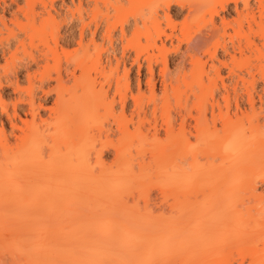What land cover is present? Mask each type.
I'll return each instance as SVG.
<instances>
[{"label": "rangeland", "instance_id": "374dc122", "mask_svg": "<svg viewBox=\"0 0 264 264\" xmlns=\"http://www.w3.org/2000/svg\"><path fill=\"white\" fill-rule=\"evenodd\" d=\"M25 1L17 0L16 5L12 4L11 7L3 9L7 4H10V0H0V17H2L0 20H4L5 17L3 22L7 24H0V132L3 133V135L0 133L2 137H0V145L2 144L0 146V157H2V150L6 147L12 149L13 145V149L19 146L21 144L20 140L25 137L26 133L28 134L29 128L26 129V127L28 122L31 123V111L33 110L29 109L32 108L31 103H33V111H36L34 113H37H33L34 116L36 115L35 123L41 124L39 126L36 123L38 130L42 133L45 128L46 131H43V137L44 135L49 136H45L48 140L44 137L45 143L44 146L42 145V153L44 154H42V158L46 160L48 157L50 158L49 155L53 156L50 153L49 146L55 147L57 135H54L53 130L55 128H53L51 122L53 123L55 121L53 119L57 117L55 116L57 113L54 114V108H56V111L58 109L55 101L61 95L63 98V94L59 91L60 94L57 97V90L63 88V84L61 89L57 87L60 85L59 82L57 83V73H59L61 79L68 81L64 83V101L69 98L71 100L68 102L73 103L71 106H76L74 100H78L75 102L79 104V109L74 107L76 113L74 108L70 110V107L64 106L68 114L71 111L73 114H77L79 110H85V104L96 103V109L94 108V113L92 112L93 120L91 123L92 118L89 119V122L86 120L88 123L82 125L83 131L77 126L80 125V123L77 124V120H79V118L76 119L77 116L72 117V113L70 116L65 114L68 118H72L71 121H68L69 119L64 116L67 120L64 121L71 124L69 126L66 124V129L70 130L68 131L70 134L74 132L73 136L76 138L73 137V140L68 142L70 144H64L65 142H63V147H61L63 152L72 151L70 158L73 162L77 160L78 157L74 152L76 147L74 146H76V141L81 137V134L82 136L87 135L88 141L83 146L84 149L81 150L90 154V156H88V153L86 155V157L88 156L87 159L89 158L87 160L89 170H93L98 175L101 168L96 166V156L94 157V154L97 153L95 152L98 149L101 150L99 153V155L102 154L100 159L106 167L114 161L116 153L111 145L108 144L106 147V144H103L102 148L100 147L101 144L103 142L108 143V141L115 144L120 137L119 134L124 129L131 134L134 133L135 126L141 119L143 123L140 124L142 126H139V124L138 126L139 132H141L140 138H143H137L141 140L142 146L139 147L138 140L134 139L137 141L129 144L126 160L131 167V171L136 174L139 172V168H143L144 177L142 182L145 180V185L141 182L136 183L126 194L114 199V204L122 203L131 207L137 206L140 210L146 207L152 214L160 211L170 213V209L174 208L177 219L180 220L178 232L181 233L183 229L187 230L189 236L186 241L184 240V243L191 246L185 247L182 244L184 247H180L181 244H179L177 247L180 251L179 257L172 264H181V259L197 261L198 264H220L216 261L224 254V246L222 245L224 225L220 226L219 223L218 225L215 222L218 220L216 219L218 213L223 210L222 208H227L230 205H232L230 207L237 206L239 208L241 204L238 203L245 198L244 194L248 195L247 193L253 191L264 194V177L261 176L264 175V58L260 57L255 50L256 48L261 50L263 52H260L262 53L261 56L264 55V48H262V46L264 47V39H262L264 38V28L261 27L262 20L260 21L263 14L259 15L261 13H259L260 7L264 8V0H235L238 2V5L236 4L237 11L241 12L238 14L240 17L234 12V0H232L233 3L230 2L226 6V0L223 2L222 0H33L34 5L30 3L33 13L30 12V7L28 10L23 9L24 12L21 10L20 12L16 7L26 9L28 3ZM168 1L172 3L169 10L171 19L165 18L164 15L166 12L164 7ZM28 2L30 1L28 0ZM40 2L46 5V9L42 6L44 4H40ZM246 2L248 3V10L243 7ZM222 5L227 8L222 10ZM2 10H4L3 14ZM25 11H29L31 16L29 17V12L26 14ZM40 11L42 12L41 15ZM46 11L48 12L46 13ZM13 12L15 13L13 14ZM24 14L26 18H24ZM248 15H251V17ZM17 16L19 19L16 18ZM210 16H212L214 26L219 30L217 38H215L218 45L216 50L217 61H212L207 54L201 55L200 62L203 65L201 63L200 72L202 74L199 72L200 78L197 79V72L193 73L191 71L193 69L191 60L185 54L184 33L185 29L189 27L194 29L197 24L200 27L206 22L205 24L209 26ZM252 16L254 21L251 19ZM13 17L17 19L18 23H15L16 19L12 20ZM28 19L30 23L26 24ZM18 20H21L20 27L18 26L20 23ZM24 21L25 23H23ZM33 21L37 26L35 27L36 30L32 32ZM154 22H158L156 23L157 26ZM40 23L45 28L42 29ZM23 24L30 27V32L21 29L29 28L26 25V27L23 26ZM3 25L13 30L18 26L19 28L17 27L18 29L16 28L17 31L15 32L19 34H12L14 36H11L12 30L9 29V33L8 27L6 28ZM49 27H51L50 30ZM95 28L96 32H94ZM155 28H157V31L172 32L174 38L176 37L171 43L166 41L164 37H161L160 41H156L157 46H161V41H163L164 46H166L164 52H167V71L165 75L167 74L166 90L168 92L166 91L165 97L162 94L161 73H163L162 69L164 68L160 59L162 54L157 49L144 48L149 44L147 38H145V33L153 32L152 35L155 36L154 33L157 32H154ZM106 31L111 34H106ZM238 31L244 36L233 37ZM15 32L13 31V33ZM34 32L37 33L35 34L37 38L34 37L33 40L31 36ZM38 32L43 36H38ZM231 35L233 37L232 42L234 41L236 47L240 45L244 49L247 44H250L248 42L252 41L251 44L254 42L256 48L254 49V46H251V48L253 47L252 51L245 48L243 53L239 54L236 48L232 50ZM107 36H110V38L108 39ZM245 37L249 38L246 40ZM248 39L250 40L248 41ZM22 41L24 46H21ZM224 45L228 48V54L222 49ZM211 50L213 51L212 48ZM31 56L35 58V63L29 59L32 58ZM149 56L152 58H149ZM231 56H234L236 60L234 63ZM147 57L153 63L152 76L148 73ZM135 60L137 64H135ZM153 60L158 62L155 63ZM181 60L184 61L185 70L181 68ZM218 62L225 63V66ZM138 65L140 66V73H138ZM212 65L217 67L219 77L215 76ZM95 68L97 69L96 72ZM44 69H47V72ZM40 70L45 71L43 75L48 76L49 80L42 77V71ZM81 70L89 76H85ZM100 72H103V75L107 74L106 77L108 76L109 79L105 80L109 82L103 80V75ZM27 75H30V77ZM79 77L83 78L85 85L81 83L83 81L78 79ZM90 77L94 80V83L90 82L91 79L89 81ZM76 79L81 80L80 83L85 87L82 88L81 84L76 82ZM148 79H151V83H154L149 87ZM124 81L127 82L126 85ZM116 82L121 83H117L120 86L119 89H117ZM87 83L89 86L92 84L95 86L92 85L93 88L91 89ZM100 87L103 88L99 89ZM87 88L91 91L86 90ZM151 88L155 95L153 100L150 92ZM98 90L103 91L102 94ZM93 91L102 95V99H100L102 102L99 97L96 98L97 102L94 101V97L97 95L95 96ZM105 91L106 93L103 94ZM121 91L126 94V98L120 102L122 99L119 98V92ZM177 95H179L178 99ZM136 96L140 103L136 102L138 100L135 98ZM123 102L125 104L124 110L122 109ZM84 110L77 115L83 114ZM121 114L125 118L123 120H126L123 123L119 122ZM25 120L29 121L26 122ZM42 121L50 122L43 123ZM94 121L98 123H94ZM182 122L184 123L183 128L180 126L183 125ZM86 129L89 130L86 131ZM77 130L82 132L77 133ZM200 136H202L203 142L198 144L196 139ZM237 137L240 138L241 145H232L236 149H228L226 141L235 140ZM187 141L191 146L187 144ZM196 143L198 147H196ZM193 145L195 146L193 147ZM87 146L88 148L85 149ZM166 155H169V157H166ZM164 158L166 161H163ZM255 164H259V167L253 170ZM94 173L93 175H95ZM171 176L175 177L170 179V181L175 179L172 185L171 183L167 184L169 182L167 179ZM136 185H143L144 187L141 188ZM244 201V203H247V199ZM226 202L229 206H226ZM237 204L240 206L238 207ZM183 208L186 211L189 208V213H185L187 216L181 214ZM182 220L186 221L185 223L188 222V224H184ZM233 256L232 261H235L234 264H241L242 261L243 264H248L251 261L247 255H244L247 256L244 258L245 260H242L243 258L241 259L235 253ZM236 260L239 262L237 263Z\"/></svg>", "mask_w": 264, "mask_h": 264}, {"label": "bare ground", "instance_id": "6f19581e", "mask_svg": "<svg viewBox=\"0 0 264 264\" xmlns=\"http://www.w3.org/2000/svg\"><path fill=\"white\" fill-rule=\"evenodd\" d=\"M29 1L30 2H28V0L25 1L29 4V5L27 4L28 7L26 9L24 7H21V9H19L20 7L18 5H17L18 7H16V9L19 11L20 10L22 11L23 9L28 10L30 7V3H32V2L34 3V1H36V0H34V1L29 0ZM171 1L166 2L165 7H164L166 9V12L164 15L166 16L165 18H167V19H171L169 16V15H171V14H169L170 5H172ZM173 1H175V0H173ZM223 1L224 0H222V2ZM236 1L234 0L233 1L234 3H233L232 0H226L225 6L228 3L232 2L235 5L234 12H236V15L240 17V15H238V14H240L241 12L239 13V10L237 11L238 7L236 6V4L238 2H236ZM33 3H32V5H34ZM42 3L40 2V4H42ZM12 4L16 5L17 0H10V4L9 5L7 4L3 9L11 7ZM42 6L45 7L46 5L44 4ZM222 6H220V7H222ZM225 6L222 7V10H225L227 8ZM243 7L245 10H248V3L247 2L244 3ZM223 8H225V9H223ZM30 9H31L30 12L33 13V8L30 7ZM44 9H46V7ZM93 9H96V8H93ZM3 11L4 10H2V14L4 13ZM22 12H24V11H22ZM28 12L29 11H27L26 14ZM30 12L28 13L29 17L31 16ZM47 12L48 11H46V13ZM214 12H213V14H214ZM250 12H251V10H250ZM14 13L15 12H13V14ZM242 13H243V11H242ZM247 13H248V11H247ZM259 13H260L259 15L263 14V16L261 15V17H260V21L262 20L263 23H261V24L263 26L261 25V27L264 28V8L263 7H260ZM37 14H39V13H37ZM41 14H42V12L40 13V15ZM213 14H212V16H213ZM47 15L49 16V14H47ZM215 15H216V13H215ZM217 15H218V13H217ZM1 16H3V15H1ZM22 16H23V14H22ZM212 16H210L211 17L210 21L207 20L211 26L210 25L207 26V24H205L206 22L203 23L202 26H200V27H198V24H197V26L194 29L190 28L188 26L189 28L185 29V33H184L185 36L183 35L185 37V39H184L185 40V54H186V57H188L191 60L192 68H193L191 71H193V73L197 72L196 73L197 79L200 78L199 72H200L202 65H203V63L200 62V60H201L200 56L207 54V55H209V57L212 61L216 60V54H217L216 50H217L218 45H217V41H215V38H217V34H218L219 30L217 29V27L214 26ZM248 16L251 17V15H248ZM253 16L251 18L252 21H254ZM0 18L2 19V17H0ZM16 18H18V16ZM16 18L13 17L12 20L14 21V19H16ZM24 18H26V15L24 16ZM21 20L20 21L18 20L20 22L18 25L19 27L21 24ZM30 20H31V18H30ZM30 20L28 19L26 24H29ZM1 21L2 22L5 21V17H4V20H0V22ZM25 21L23 23H25ZM34 21H36V20H34ZM34 21L32 24V26L34 28L31 27L32 32L36 30L35 27L37 26V25H35ZM31 22H32V20H31ZM15 23H18L17 19H16ZM156 23H158V22H156ZM156 23H155V25H156ZM198 23H199V21H198ZM0 24L1 25L6 24V22L0 23ZM26 24H23V26H25ZM53 24H54V22H53ZM6 25H3V26H6ZM12 25H14V23H12ZM39 25L42 29L45 28L44 25H42L41 23ZM136 25H137V23L135 24V26ZM84 26H86V25H84ZM171 26H172V24H171ZM7 27L8 26H6V28ZM27 27H29V26H27ZM208 27H210V28H208ZM50 28L51 27H49V30H50ZM83 28H82V30H83ZM96 28H95L94 32H96ZM158 28H159V26H158ZM9 29L12 30L11 33H10ZM15 29L13 30L9 27L7 28V30H9V33L11 34V36H14L12 34L17 33V32H15V31H17ZM21 29L29 30V32H30V27L27 29L26 28H21ZM110 29H112V28H110ZM110 29H107V30H110ZM13 31L15 33H13ZM155 31H157V28L154 29V32ZM36 32H34V34L32 35L33 37L31 36V38H33V40H34V37L37 38V36L35 35V34H37ZM82 32H81V34H82ZM238 32H237V34H234L235 36H233V37L237 38V37L244 36L240 32L239 33ZM107 33L111 34V33L106 31V34ZM152 33L151 32L145 33L146 34L145 38H147V40H148L147 42L149 44L144 46V48L145 47H146V49L147 48H152V49L154 48V49H157L158 52L162 54L160 57L162 65L164 66V68L162 69L163 73H161L162 84H163L162 94L165 97L166 91H167L166 90V88H167V86H166L167 85V81H166L167 74L165 75V72L167 71V69H166L167 52H164V51H166V46H164L163 41H161V44H160L161 46H157L156 41L157 40L160 41L161 37H164L166 41H170V43H171L173 41V39H175L176 37L174 38V34L172 32L167 33L165 31L159 30V31L154 33L155 36H153ZM17 34H19V33H17ZM38 36L42 37L43 34H40L38 32ZM92 36L94 37L93 33H92ZM53 37H54V34H53ZM233 37H232V35L230 36L231 42H232ZM107 38L109 39L110 36H107ZM247 38H249V37H247ZM247 38H246V40H247ZM262 39H264V38H262ZM213 40H214V42H212ZM249 40L250 39H248V41ZM22 42H20V43H22ZM233 42L231 44V46L233 48L232 50H234V48H236V50L239 54H242L243 50L245 48L251 49V51L253 49V47L251 48V46H254V49L256 48L254 42L252 43L253 45L251 44L252 41L248 42L250 44H247V42H246L247 46L245 48L243 47L244 49H242V47L240 45H238L236 47ZM20 43H19V45H20ZM93 43H94V41H93ZM23 44H24V42L21 44V46ZM22 48H24V47H22ZM211 48L213 49V51L211 50ZM262 48H264V47L262 46ZM222 49L224 50L225 53L228 54V48L225 45L222 47ZM142 50H143V48H142ZM255 50L260 55V57L264 58V55L261 56V54L263 53L261 50H259L257 48ZM260 52H262V53H260ZM158 56H160V55H158ZM150 57L151 56H149V58ZM32 58H29V59L34 61L35 58L34 57H32ZM149 58L146 60H147L148 73L151 75L153 72L152 71L153 70V67H152L153 63H152V61L149 60ZM231 58H232L233 63H234L236 61L234 56H231ZM160 59H159V61H160ZM263 61H264V59H263ZM134 62H135V64H137L136 60ZM156 62H158V61H156ZM34 63H35V61H34ZM181 63H182L181 68L185 70V68H184L185 66L183 65L184 61L181 60ZM201 63H202V65H201ZM218 63H220V62H218ZM96 64H98V63H96ZM199 64L201 65V67ZM220 64H222V66L223 65L225 66V63H220ZM212 67H214L213 72H214L215 76L219 77V71H218L217 67H215L213 65H212ZM83 69H85V68H83ZM139 69H140V66L138 67V73H140ZM44 70H46V72H47V69H44ZM96 70L97 69L95 68V72H96ZM40 71H42V70H40ZM88 71H90V70H88ZM102 73L100 72V74H102ZM12 74H13V72H12ZM41 74H42V77H45L43 75V74H45V71H42ZM57 74H58L57 75V83L58 82L60 83V85L57 87L58 88L60 87V89H61L62 84H63V88L61 89L62 91L57 90V92L59 91L61 94H63V98L61 97L62 95L60 96V98L58 97V95L60 94L58 92V94H57L58 99L55 102H56L59 110L57 109V111H56V108H54L55 109L54 114L57 113V115H55L57 117H56V119H53V120H55V121H53V123L51 122V124H53V128H55V130H53V132H54V135H57V137H56L57 139L55 138V136L53 134H52V136H54L55 141H57L56 142L57 144L55 143L56 144L55 147L54 146L52 147V145L49 146L50 151H51V152L50 151L49 152L52 153L53 156L49 155V153H48V155L50 156V158L48 157L49 159L47 158L48 160L47 159L45 160V158L44 159L42 158V154H44V153H42V150H43L42 145L45 143V138L49 137V136L44 135V137L45 136L46 137L45 138L43 137V134H44L43 131L44 132L46 131L45 128L43 129L42 133H40L41 131L38 130L39 129L37 126L38 123L37 122H36L37 124L35 123V116L36 115L34 116V114H37V113H34L36 111H33L34 110L33 103H31L32 108H29V109H31V110L33 109V110L31 111V113H32V116H31L32 119L30 118L31 123L28 122L27 127H26V129L29 128L28 134L26 133L25 137H23L24 135L23 136L21 135L23 138L20 140L21 144H19V146H16L13 149V147H14V145H13V147L11 146L12 149L6 147L4 150H2L3 151L2 157H0V264H172L179 257L180 251H178V248H177L179 246V244H181L180 247L183 246L182 244H184L185 247L191 246L190 244L186 245L184 243V240L186 241L187 240L186 238H188V236H189V235H187L188 234L187 230L183 229V231L181 230V233L178 232L179 231L178 226L180 225V220L177 219L176 212L174 211V208L170 209L171 211L169 210L170 213L160 211V212H157L156 214H152V212H150V210L148 211L146 209V207L143 210H140V208H138L137 206L131 207V206H126L122 203L117 204V205L114 204V199H116L118 196L120 197L121 195L126 194L130 189L133 188V186L136 183L141 182V183H144L143 185H145V180L142 182L143 177H144L143 176L144 173L142 171L143 168H139V172L136 174L133 171H131V169H130L131 167L129 166L128 161L126 160V152H127V148L129 147L130 143L132 144L133 141L138 140L137 144L138 145L140 144L139 147L142 146L141 140H139L137 138V137L140 138V136H141V132H139V130H140L139 126L141 125L140 123H143V122H141L142 120L139 119V122H138L139 126L136 123L137 127L135 126L136 130L134 129V133L131 134L128 130H125L120 125V127L123 128L124 130H122L121 134H119L120 137L117 139L115 144L113 142H109V141H108V143L103 142L101 144L100 147H102V148H103V144H106V147L109 144V145H111V147H113V150L116 151L114 161L109 166L106 167L104 165L103 161L100 159L102 154L99 155V153L101 150L100 151H99V149H98V151L95 150V151H97V152H95L97 154L96 155L94 154V157L96 156V158H95L96 159L95 160L96 166H99L101 168L98 175L95 174L93 172V170L92 171L89 170L90 167H89L88 161H87L89 158L87 159V157L90 156V154L86 151L83 152L81 150V149H84L83 146L86 144V141H88L87 135L82 136V134H81V137L76 141V144H75L76 146H74V147H76V149L74 152L78 158L74 162L70 158L72 155L71 149H70L71 152H68V151L63 152V149L61 148V147H63V142H65L64 144H66V143L70 144L68 142L73 140L72 138L74 137L73 136L74 130L72 131L73 133L70 134L68 132L70 130L68 128H67L68 130L66 129V126L67 125L69 126L70 122H69V124H67V122H65V121H67L65 118H68L66 116L68 114V111H67V109L64 108V106L70 107V110H72L74 107L78 108L79 104L76 103L78 100L77 101L74 100L73 102L76 104V106L75 105L71 106L73 103H71V101L68 102L69 100H71L69 98H67L68 100L66 99L67 101L65 100L66 102L64 101V95H65V87H64L65 84L64 83L67 80L61 79V77H60L61 75L59 73H57ZM84 75L86 76L87 74L84 73ZM106 75H103V80L105 82H109L108 80L107 81L105 80V79H109V78H107L108 76L106 77ZM87 76H89V75H87ZM28 77H30V75ZM47 77L48 76H46L45 78L49 80V77L48 78ZM50 77H51V75H50ZM81 77H83V76L81 75ZM78 79H81V78L79 77ZM90 79L92 81H90ZM151 79L147 80L148 87H149V85L154 84V83H151ZM81 80H79V81L77 80L76 82L80 83ZM117 80H119V79H117ZM82 81L83 82H81V83L84 84V80H82ZM89 81L94 83V80L91 77L89 78ZM197 81L199 82L200 80H197ZM117 83L121 84L120 82H116V85H117ZM125 83H127V82L124 81V84ZM83 84H81L82 88L85 87L84 86L85 84L84 85ZM92 85L95 86L94 84H92ZM92 85L89 86V84H88L89 88ZM74 86H76V85H74ZM117 86H118L117 89H119L120 86L119 85H117ZM89 88H87L86 90H89ZM92 88L93 87H91V89ZM101 88H103V87H100L99 89H101ZM124 88L126 89V86ZM152 88H154V87H152ZM152 88H151V90L150 89L149 90L152 94V100H153L155 95H154V91ZM16 89H17V86H16ZM75 89H76V87H75ZM125 89H124V91H125ZM55 91H56V89H55ZM89 91H91V90H89ZM115 91H117V90H115ZM126 91H128V90H126ZM98 92L101 93L103 91L100 92V90H98ZM93 93L95 94V96L97 95L96 97H94V99H95L94 101H96V98L98 99V97H99V100L102 99L101 98L102 93L96 94L94 91H93ZM105 93H106V91L103 94H105ZM119 93H120L119 98L122 99V100H120V102H121L126 98V94L124 92H123L124 93L123 94L122 91ZM121 93H122V95H121ZM90 94H91V92H90ZM46 95H47V93H46ZM103 97H105V96L103 95ZM178 97H179V95H177V99H178ZM135 98L138 99L137 96ZM72 99H74V98H72ZM29 100H31V99H29ZM83 101L86 103L85 100H83ZM100 101H99V103L102 102V101L101 102ZM137 101L140 103L139 99L136 100V102ZM84 102H83V105L85 104ZM112 102H113V100H112ZM65 103H66V105H65ZM92 103L93 102H90V103H87L84 105V106H86L85 110H87V111H85L83 109L84 106L81 107L84 110L85 114L84 113L79 114L80 116H78L77 114L83 110H79L78 113L75 114L76 113L75 108H74V111H75L74 114L72 111H71L72 114L70 112L68 114V116H70V114H71L72 117L77 116L76 119L79 118V120H77V124L80 123V125H77V124H75V125L79 126V128L81 130L83 129L82 125H84V123L85 124L88 123L89 119L93 117V115H92L94 113L93 109L96 107L95 106L96 103H93L94 107H93ZM139 103H138V106H139ZM56 104L54 105L55 107H56ZM124 105L125 104L123 102V105H122L123 110H124V108H123ZM80 106H81V104H80ZM40 107H41V105H40ZM1 108H2V106H1ZM122 114L120 115L121 120H119V122L121 121L123 123V121H126V120H123L125 118H123ZM29 115H30V112H29ZM55 116H54V118H55ZM64 116H65V118H64ZM138 116H139V114L137 115V117ZM68 119H69L68 121L72 120V118H68ZM86 120H88V122H86ZM92 120H93V118L90 120V123ZM27 121H29V120H27ZM137 121H138V119H137ZM42 122L45 123L46 121L45 122L42 121ZM47 122H50V121H47ZM96 122L94 121V123H96ZM28 124H29V126H28ZM38 125L40 126L41 124L39 123ZM125 125H123V126H125ZM48 126L50 127V124ZM180 126H181V128H183L184 123H183V125H180ZM14 128H16V126H14ZM51 128H52V126H51ZM74 129H76V128H74ZM47 130H49V129H47ZM81 130H77V133ZM88 130L86 129V131H88ZM53 132L51 131V133H53ZM0 133H2V132H0ZM77 133H76V135H77ZM2 135H3V133H2ZM18 138L20 139V137H18ZM74 138H76V137H74ZM141 138H143V137H141ZM53 139L51 140L52 143L54 142ZM134 139H137V140H134ZM46 140H48V139L46 138ZM154 140H152V141H154ZM196 140H197L196 142L198 144H201L203 142L202 136H200V138H197ZM142 142L144 143V141H142ZM1 143H2V141H1ZM47 143H46V145H47ZM6 144H7V142H6ZM88 144H90V143H88ZM187 144L189 145L190 143H188V141H187ZM198 144L196 145V147H198ZM226 144H227V148L229 147L228 149L233 150L232 148H234L235 146L232 147V145H236V146L239 145L240 146L241 140H240V138L237 137L235 140H227ZM195 145H193V147ZM189 146H191V144ZM86 148H88V146L85 147V149ZM94 148H93V150H94ZM234 149H236V148H234ZM88 151H90V150H88ZM164 152H165V150H164ZM87 153L89 155L86 157ZM166 157H169V155H166ZM163 161H166L165 158ZM253 167H254L253 170L257 169L259 167V164L258 165L255 164ZM91 169H92V167H91ZM263 172H262V174H263ZM93 173L95 175H93ZM261 176H262V178L264 177V175H261ZM173 178H175V177L171 176L169 179H167V181H169V182H167V184L171 183V185H172L175 179L171 180V181H170V179H173ZM262 178H260L261 181H262ZM263 181H264V179H263ZM143 185L142 186L136 185V186L142 188V187H144ZM247 194L248 195L244 194V197L247 199V201H246L247 203H244L245 202L244 200H246V199L243 197H242L244 199V200L242 199L243 201L242 200L240 201V199H241L240 197H239L240 199H238L240 201V203H238V204H241V206L237 204L238 207L240 206L239 208H237V206H234V208L230 207L232 205L229 206L228 202H226L227 203L226 206H229V207L222 208L223 210L221 209L222 211L219 212L217 215L216 219H218V220H216L215 222H217V224L219 223L220 226L224 225V229H223L224 240H223V244H222L224 246V252H223L224 254H223V256H221V258L219 260L217 259V261H216V262H219L220 264H231V263L234 264L235 261L234 260L232 261V258L234 257L233 256L234 253L236 255L240 256L241 259L243 258L242 260H245L244 258L249 256L251 261L248 260L249 261L248 264H254V263L255 264H264V194L259 193V192H255V191H253L252 193H247ZM246 196H249V197H246ZM227 198H229V197H227ZM189 208H187L188 211H186V209L183 208L185 211L182 210L181 214H183V216H187V214L189 213ZM165 213H169V214H165ZM185 213H187V214L185 215ZM185 219H183V220H185ZM187 219H189V218H187ZM183 220H182V222L187 225L188 222L185 223L186 221H183ZM185 231H186V234H185ZM244 255H247V256H244ZM234 259H236V258H234ZM246 259H248V258H246ZM181 261H182L181 264H198L197 261H192V260L190 261V260L181 259ZM208 262H210V261H208ZM211 262H213V260H211ZM236 262H237V260H236ZM204 264H208V263H204ZM241 264H243V261L241 262Z\"/></svg>", "mask_w": 264, "mask_h": 264}]
</instances>
